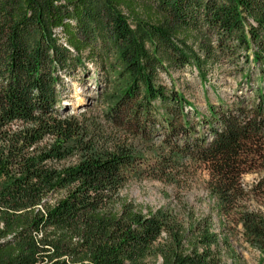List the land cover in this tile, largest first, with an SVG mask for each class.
<instances>
[{
	"label": "trees",
	"instance_id": "16d2710c",
	"mask_svg": "<svg viewBox=\"0 0 264 264\" xmlns=\"http://www.w3.org/2000/svg\"><path fill=\"white\" fill-rule=\"evenodd\" d=\"M191 31L232 64L264 62V0H0V264H223L237 236L264 264V90L192 121L156 82L162 58L195 65ZM87 62L98 111L69 113L65 79ZM197 169L221 234L121 196Z\"/></svg>",
	"mask_w": 264,
	"mask_h": 264
},
{
	"label": "rangeland",
	"instance_id": "374dc122",
	"mask_svg": "<svg viewBox=\"0 0 264 264\" xmlns=\"http://www.w3.org/2000/svg\"><path fill=\"white\" fill-rule=\"evenodd\" d=\"M183 35L181 39L185 45L182 46L191 53L195 65L176 70L162 58L165 72H157L156 82L159 86L177 91L191 104L192 108H184V114L192 121L197 122L202 116H207L208 106L218 107L230 103L234 95L243 93L254 96L256 89L264 90V62H255L252 52L248 53V62L242 53L232 64L215 53L209 54V49L204 46L205 41L212 52L213 39L208 40L202 33L195 31ZM84 68L87 73L80 68L74 74L75 77L65 79L63 108L69 113L94 114L98 111V86L101 85L95 76L98 68H94L92 62L85 63ZM251 89L254 91L251 92ZM254 178V175H247L244 182L251 183ZM206 180L207 175L201 169L192 172L180 186L165 184L144 175L141 179L129 181L121 196L144 212L158 209L174 211L185 228L207 220L211 230L221 234L222 218L218 215L215 201L207 194ZM231 245L234 258H224L223 264H258V253L248 248L240 236L231 240Z\"/></svg>",
	"mask_w": 264,
	"mask_h": 264
}]
</instances>
